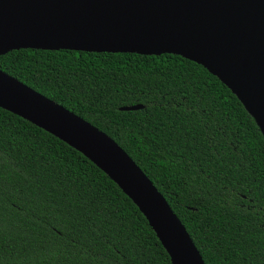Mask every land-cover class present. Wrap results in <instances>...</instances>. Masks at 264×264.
Returning a JSON list of instances; mask_svg holds the SVG:
<instances>
[{
    "label": "trees",
    "instance_id": "1",
    "mask_svg": "<svg viewBox=\"0 0 264 264\" xmlns=\"http://www.w3.org/2000/svg\"><path fill=\"white\" fill-rule=\"evenodd\" d=\"M0 70L110 137L204 264H264V139L205 68L169 54L21 49ZM142 216L81 153L0 109V264H170Z\"/></svg>",
    "mask_w": 264,
    "mask_h": 264
},
{
    "label": "water",
    "instance_id": "2",
    "mask_svg": "<svg viewBox=\"0 0 264 264\" xmlns=\"http://www.w3.org/2000/svg\"><path fill=\"white\" fill-rule=\"evenodd\" d=\"M21 49L182 57L224 84L264 139V0H0V56ZM0 109L102 171L143 215L170 264H204L165 198L110 137L1 70Z\"/></svg>",
    "mask_w": 264,
    "mask_h": 264
}]
</instances>
